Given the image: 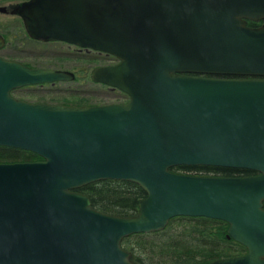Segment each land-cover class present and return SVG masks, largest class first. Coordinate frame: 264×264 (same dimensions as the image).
I'll list each match as a JSON object with an SVG mask.
<instances>
[{"label": "water", "instance_id": "obj_1", "mask_svg": "<svg viewBox=\"0 0 264 264\" xmlns=\"http://www.w3.org/2000/svg\"><path fill=\"white\" fill-rule=\"evenodd\" d=\"M21 9L31 37L117 57L92 79L129 99L15 97L75 74L0 55V145L42 157L0 162V264H139L123 239L180 215L224 220L247 247L210 264H264V23L248 24L264 20V0H28ZM178 165L258 173L171 170ZM104 179L141 185L139 212H103L79 190Z\"/></svg>", "mask_w": 264, "mask_h": 264}, {"label": "trees", "instance_id": "obj_2", "mask_svg": "<svg viewBox=\"0 0 264 264\" xmlns=\"http://www.w3.org/2000/svg\"><path fill=\"white\" fill-rule=\"evenodd\" d=\"M250 25L259 23L249 21ZM37 153L0 145V162L37 161ZM180 173L214 176H248L258 172L247 168L215 165H178ZM88 194L97 209L113 214L134 215L147 193L138 183L121 179H104L79 188ZM229 224L205 216H175L159 231L134 233L125 237L123 246L139 264H210L220 257L242 255L247 247L227 236Z\"/></svg>", "mask_w": 264, "mask_h": 264}, {"label": "rangeland", "instance_id": "obj_3", "mask_svg": "<svg viewBox=\"0 0 264 264\" xmlns=\"http://www.w3.org/2000/svg\"><path fill=\"white\" fill-rule=\"evenodd\" d=\"M0 4H4V2ZM7 32L11 38L14 35L22 34L23 29L20 22H13L8 27ZM12 40L14 41V39ZM75 52L77 51H75L74 46H69L60 41H27L23 46L10 45L0 51V55L4 54L18 61L28 62L34 67H63L79 74L76 80L61 81L54 85L50 83L29 85L13 90L12 94L31 102H67L79 103V105L92 102H96V104L124 102L127 100V98L124 99L126 96L120 90H111L91 79L92 69L98 65L110 63L114 59L112 54L97 51L83 52L82 54ZM118 61L117 58L114 63Z\"/></svg>", "mask_w": 264, "mask_h": 264}, {"label": "flooded vegetation", "instance_id": "obj_4", "mask_svg": "<svg viewBox=\"0 0 264 264\" xmlns=\"http://www.w3.org/2000/svg\"><path fill=\"white\" fill-rule=\"evenodd\" d=\"M26 1H28V0H1L0 3L4 2V4H0V34H2L4 36L6 43H5V46L0 51H3L4 49H6L10 45L11 46L14 45V46H17V47L18 46H23V45L26 44L27 41H40V42H57V41H60V42H64V43L68 44L69 46H74L75 47V51H77L79 54H82L83 52H89V51H95V52L97 51V52H100V53H104V52H101V51H98V50L88 49V48H84V47H81V46H78V45H75V44H71L69 42L62 41V40L46 41V40H43V39H36V38L31 37L29 35V33L27 32V30H26L25 23H24V18L21 15L22 5ZM249 21H252V20H249ZM249 21H248V24H249ZM13 22H20V24L22 26V29H23V33L19 34L17 36L14 35L11 38L7 31H8V27H10ZM253 22L259 23V25H261V24L264 23V20L253 21ZM259 25H257V26H259ZM251 26H253V25H251ZM6 29H7V31H6ZM12 39H14V41ZM13 42H14V44H12ZM77 52H75V53H77ZM107 54H109V53H107ZM1 55L3 57H5V58L14 59V58H12L10 56H6L4 54H1ZM112 56H113L114 59L111 60L110 63L102 64V65H113V64H115L114 62L117 61V57H115L114 55H112ZM23 63L26 64V65H29L31 67H34V65L29 64L28 62H23ZM102 65H98V66H102ZM44 68H52V67H44ZM54 69H62V70L71 71V70H68V69L63 68V67H60V68L55 67ZM71 72H73V71H71ZM73 73L75 74V77L72 80H76L79 77V74L75 73V72H73ZM91 79H92V72H91ZM62 81H69V80H62ZM92 81H94V80L92 79ZM57 82H61V81H57ZM57 82L50 83V84L54 85ZM94 82L95 83H99L100 85L105 86V87H107V88H109L111 90L118 89V88H115V87H111L110 85L105 84L103 82H99V81H94ZM41 85H45V84H41ZM23 87H25V86H23ZM23 87H21V88H23ZM118 90H120V89H118ZM120 92H122L124 94V96H126L124 99H126V98H127V100L129 99V96H128L127 93L123 92L122 90H120ZM58 103L79 104V103H67V102H58ZM86 104H88V105H98V104H96V102L86 103Z\"/></svg>", "mask_w": 264, "mask_h": 264}]
</instances>
